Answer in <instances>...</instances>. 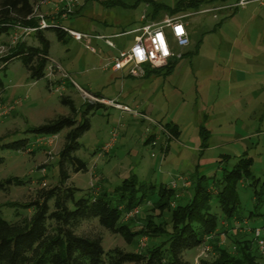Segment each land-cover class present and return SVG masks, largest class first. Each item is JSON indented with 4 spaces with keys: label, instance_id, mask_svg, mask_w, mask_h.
Wrapping results in <instances>:
<instances>
[{
    "label": "rangeland",
    "instance_id": "obj_1",
    "mask_svg": "<svg viewBox=\"0 0 264 264\" xmlns=\"http://www.w3.org/2000/svg\"><path fill=\"white\" fill-rule=\"evenodd\" d=\"M190 1L195 0H79V11L62 25L91 37H111L114 49L106 47L102 40L92 39L90 46L95 50L92 53L82 42L68 37L64 43L58 42L50 31L45 36L50 43L49 57L53 63L47 64L43 79L31 81L18 59H13L4 69L0 63V139L7 138L12 142L30 138L29 148L24 152L0 149V157L5 160L0 167V181L16 177L23 182L21 186L0 190V217L3 220L16 221V213L28 215L30 210L25 212L20 205L32 201L37 190L57 184L58 153L63 147L66 131L51 137L31 138L28 129L57 116H68L70 109L61 103L62 98L72 101L76 121L80 123L86 116L89 123V130L78 139L79 149L75 153L86 163L87 172L69 173L68 185L97 194L103 190L111 191L122 180L134 175L143 183L167 186L176 176L189 178L196 165L200 175L220 179L222 169L229 170L238 156L246 152L252 159L251 172L258 184L251 186V182L245 185L243 182L238 186L237 194L241 213L247 216L254 211L253 188L262 191L264 199V100L255 101L250 93L239 96V80H242L240 67L250 68L254 62V59L243 58L244 55H253L252 49L257 47L254 37L247 41L242 34L251 30V23L247 26L245 22L250 19L248 13L256 7L255 4L189 17L190 45L182 49L187 53L181 59L173 60V68L166 75L160 74L145 81L130 76L121 78L108 70L103 71V65L116 50L127 48L134 41L136 34L129 32L147 21L170 17L168 12L178 4ZM215 1L218 2L200 4L198 9L205 11L227 5ZM17 36L13 33L0 37V58L7 54V47L17 41L33 43V35L19 36L14 40ZM49 68L53 69V76L60 79L62 86H51L52 83L48 82ZM256 72L264 75V70L243 75L249 79ZM85 94L113 99L121 107L115 109L107 105L86 111V103L96 102ZM167 122L178 126L181 134L177 141H173L174 137L163 127ZM200 126L206 130L208 138L199 157ZM160 127L167 136L160 132ZM256 132L261 135L256 136ZM110 133L116 138L109 150H103ZM150 135L153 140L148 139L149 145L144 144ZM239 137L244 139L239 140ZM152 142H155L154 146H151ZM167 147L165 156L163 150ZM223 156L230 158L227 165L220 163ZM177 189L179 197L175 200L181 199L184 204L189 194ZM155 199L151 196L149 202ZM214 205L212 201V208ZM150 207L148 203L146 207L134 208L137 214L129 217L130 212L125 213L122 221L128 223L134 217L143 218ZM256 212L262 214V206ZM167 217L164 214L162 218ZM245 220L248 223L245 226L235 222L239 236L251 235L248 228H262L261 219L249 222L244 217L240 223ZM138 223H131L132 229L137 228ZM219 223L222 228H217L214 234L219 233L218 243L222 241L218 246H225L228 245L225 237L231 232L222 219ZM78 232L98 235L104 251L117 247L125 252L138 253L143 252L148 244L144 237L129 244L122 236L102 228L96 220L83 222ZM200 251L201 247L187 252L184 258L198 264V259L212 256L201 258ZM256 262L264 264V255L257 254Z\"/></svg>",
    "mask_w": 264,
    "mask_h": 264
},
{
    "label": "trees",
    "instance_id": "obj_2",
    "mask_svg": "<svg viewBox=\"0 0 264 264\" xmlns=\"http://www.w3.org/2000/svg\"><path fill=\"white\" fill-rule=\"evenodd\" d=\"M33 2L0 0V37L10 36L16 28L36 26V20L31 17ZM202 3L203 0L180 3L168 15L188 9L196 12ZM45 31H53L57 41L65 42L66 35L58 30L37 31L32 36L37 46L17 41L7 47V54L0 58L2 69L11 60L18 59L31 81L43 79L49 50ZM61 103L70 109L68 116H57L28 129L31 138L51 137L66 131L63 147L58 153L57 184L37 190L32 201L20 205L25 212L30 210L28 215L16 213L18 219L14 222H6L0 217V264H192L184 258V254L200 248L204 238L210 234L214 238L209 242L212 249L207 256H212L200 259L198 264H257L259 253L253 237L246 233L239 236L235 226V222L240 225L245 217L249 222L261 219L264 229V216L256 212L264 202L262 191L252 190L254 211L247 216L240 211L238 186L243 182H251V186L258 184L251 173L250 158L242 156L229 170L222 169L220 179L200 175L196 168L189 175L190 186L177 189L189 194L184 204L181 199L175 200V189L143 183L134 175L122 180L111 191L103 190L97 194L82 191L68 185L67 181L69 173L87 172L86 163L75 153L79 149L78 139L89 130V123L86 116L80 123L75 120V109L70 99L62 98ZM85 105L86 111L104 107L101 103ZM163 127L174 138L178 136L176 126L166 123ZM200 138V149L204 150L207 132L202 127ZM29 141L30 138L12 142L7 138L0 139V149L24 152L29 148ZM225 158L228 160V157ZM4 163V158L0 157V167ZM21 185L23 182L20 179L9 177L0 181V190ZM211 188L215 193H211ZM151 196L156 197L153 202H149ZM172 202L174 207L170 206ZM148 203L151 207L143 218L134 217L128 223L122 221L125 213L137 207H146ZM164 214L168 215L166 219L162 218ZM220 219L231 232L225 237L228 241L225 246H218L219 233L214 234L217 228H222ZM90 220H96L102 228L122 236L129 244L142 237L147 239L148 244L143 252L138 253L125 252L117 247L104 251L98 235L78 232L80 225ZM134 221L139 223L137 228L132 229Z\"/></svg>",
    "mask_w": 264,
    "mask_h": 264
},
{
    "label": "built area",
    "instance_id": "obj_3",
    "mask_svg": "<svg viewBox=\"0 0 264 264\" xmlns=\"http://www.w3.org/2000/svg\"><path fill=\"white\" fill-rule=\"evenodd\" d=\"M264 0H236L231 5L223 7H216L213 9L202 10L194 13H185L177 17L164 19L161 22H145L141 27L133 30L136 34L133 43L126 49L119 50L114 56L108 60V66L111 71L118 73H125L130 77L140 78L145 75V67L150 69H161L168 65L169 60H178L182 57V49L189 45V37L186 28L183 24V19L191 17L195 14L218 12L222 9H237L244 8L251 3L261 4ZM80 8L79 0H34L32 4V14L36 20V26L32 28H16L15 33L18 34L14 40H18L19 36L27 37L33 35L37 31H44L49 29H55L63 32L68 38L75 42L83 43L85 48L92 53H95L93 47L90 46L91 40H102L104 45L110 49H114V44L111 42V37L106 36H94L68 29L62 25V22L66 21L69 17L73 16ZM144 20V18L142 17ZM125 34V33H124ZM124 34H119L124 35ZM3 49V48H2ZM5 50V49H4ZM3 50V51H4ZM2 50H0V53ZM46 76L49 83H51L53 77V69H48ZM52 86V85H51ZM89 100L93 102L101 103L103 105H109L113 108L120 109V105H117L112 100H103L91 97L85 94ZM122 110H126V107H122ZM160 132L167 136L166 132L163 133V129L160 127ZM166 133V134H165ZM116 136L114 133H110L108 142L103 146V150H109ZM166 138V137H165ZM155 142L151 143L154 146ZM178 183L180 184L178 186ZM190 186L188 177L176 176L171 180L166 187L169 189H177V187H183L186 189ZM213 193L212 188L210 189ZM215 193V192H214ZM179 197V194L175 195V199ZM174 207V202L170 204ZM264 216V202L262 205ZM137 210H132L129 213V217L135 216ZM241 226L248 225L247 221H243ZM249 234L253 237L257 252L260 255H264V229L263 228H248ZM247 230V229H246ZM224 237V235H223ZM214 235L210 234L204 238V242L201 246L200 255L207 256L211 250L209 242L213 240ZM222 245V241L218 243ZM200 259H198L199 261Z\"/></svg>",
    "mask_w": 264,
    "mask_h": 264
},
{
    "label": "crops",
    "instance_id": "obj_4",
    "mask_svg": "<svg viewBox=\"0 0 264 264\" xmlns=\"http://www.w3.org/2000/svg\"><path fill=\"white\" fill-rule=\"evenodd\" d=\"M235 1L236 0H219V3H225V4H227V5H231V4H233V3H235ZM214 2H218V1H215V0H211V1H209V0H206L205 1V3H214ZM204 2L202 3V5L203 4H205ZM211 4V5H212ZM251 4H255V8L250 12V13H248V14H251L250 15V19H248L245 23H247V26H250V23H251V30H248V31H250V32H243V37H244V39H247V41H250V39L252 38V37H254V42H255V44H256V46L257 47H255L254 49H252L253 51H252V56L251 55H244V59H247V60H251V59H254V62H251V65H250V68H246V66H241L240 67V69H241V71H242V76H241V79L242 80H239V82L241 83L240 84V88H239V96L240 95H242L243 93H250L251 95H250V97L253 95L254 96V99H255V101L257 100V99H261V100H264V75L262 74L261 75V72H256V73H254V75H252V77L251 78H249V79H247V78H245V75H248V72H251V71H258V70H264V1L261 3V4H258V3H251ZM248 5H250V4H248ZM248 5H246V6H248ZM245 6V7H246ZM199 7H201L200 5H199ZM203 7V6H202ZM217 7V6H216ZM212 8H214V7H212ZM203 10V9H202ZM79 11V9L76 11V13ZM198 11H201V8H200V10L199 9H197V11L196 12H198ZM75 13V14H76ZM186 13H194V12H186ZM183 14H185V13H182V14H179V15H183ZM179 15H176V16H170V17H168V18H173V17H177V16H179ZM195 15H199V14H195ZM194 16V15H193ZM167 17H165L164 19H168ZM189 18V17H188ZM188 18H185V19H183V24H184V26H185V28H186V31H187V33H188V37H189V45H190V29H189V25H188V23H187V19ZM212 18L213 19H215L216 17H215V15H213L212 16ZM69 19V18H68ZM67 19V20H68ZM163 18H161V19H156V20H150V21H147V22H153V23H158V22H161V21H163L164 20ZM66 20V21H67ZM65 22V21H64ZM137 29V28H136ZM47 32H50V31H45L44 32V36L46 35V33ZM53 35H54V33H52ZM54 37H55V35H54ZM67 37V36H66ZM45 38H46V36H45ZM56 39V38H55ZM57 40V39H56ZM48 41V40H47ZM59 42V41H58ZM48 43H49V41H48ZM133 43V42H132ZM38 44H37V42H36V40L33 38V43L31 44V46H37ZM49 45H50V43H49ZM188 45V46H189ZM187 46V47H188ZM128 48V47H127ZM123 49H126V48H122V49H120V50H123ZM119 50H116V52L114 53V55L118 52ZM182 52V51H181ZM187 52L186 51H183L182 52V54L184 55V54H186ZM246 53H251V52H246ZM245 52H244V54H246ZM113 55V56H114ZM182 55V56H183ZM112 57V56H111ZM111 57H109L108 59H107V61H106V63L103 65V71H106V70H108L111 74H113V75H119V77H121V78H125V77H128V75H126L125 73H118V72H113V71H111V69H110V67L108 66V60L111 58ZM182 58V57H181ZM47 60H48V63L49 62H52L53 63V60L49 57V50H48V57H47ZM174 59H171V60H169V62H168V65L166 66V67H164V68H161V69H150L149 67H145V75L143 76V77H140V78H135V77H131L132 79H144L145 81L146 80H149L151 77H153V76H158V75H160V74H164V75H166V74H168V73H170V71L172 70V64H173V61ZM12 61V60H11ZM10 61V62H11ZM10 62H8V64L10 63ZM248 69V71H246ZM154 70V71H153ZM153 71V72H152ZM243 74H245V75H243ZM49 82V81H48ZM51 85L53 86V84H56V86L57 87H60V86H62L63 84H62V82L60 81V79H58V77L57 76H53L52 77V80H51ZM78 88V87H77ZM79 89H81V88H79ZM82 90V89H81ZM82 91H84V90H82ZM87 93V92H86ZM88 94V93H87ZM103 100H108V99H105V98H102ZM83 100V99H82ZM110 100H113V99H110ZM109 100V101H110ZM116 101V100H115ZM119 103V102H118ZM119 104H121V103H119ZM121 105H124V106H126V107H128L126 104H121ZM104 106H106V105H104ZM262 106H264V104H262ZM106 107H108V106H106ZM129 108V107H128ZM167 123H169V124H171V125H174V126H176L177 127V129H178V126L176 125V124H174L173 122H167ZM200 128H201V126L199 127V136H200ZM206 131V130H205ZM178 136H176L174 139H173V141H177L178 139H179V137H180V134H181V132H180V130L178 129ZM256 134V136H259V135H261V133L260 132H256L255 133ZM153 135V134H152ZM152 135H150V136H148V138H146L145 139V142H144V144H146V145H149V143L147 144V140L149 139L150 141H152L153 140V136ZM152 137V138H151ZM151 138V139H150ZM207 138H208V136H207ZM239 140H243L244 139V137H239L238 138ZM200 140H201V138H200ZM207 141V140H206ZM201 144V143H200ZM162 148L163 147H161V150H162ZM199 149H200V146H199ZM166 151V153H165V156L167 155V151H168V147H167V150H163V152H165ZM203 150H200V155H199V157L201 156V152H202ZM162 153V152H161ZM242 156H246V157H248L247 156V154H246V152H244L241 156H238V158H237V161H238V159H240ZM225 157H228V160H224V159H226ZM248 158H250V157H248ZM229 156H223V157H221V162L220 163H224V165H227L228 163H229ZM251 159V158H250ZM252 160V159H251ZM236 161V162H237ZM252 165H253V162H252ZM198 169V165H196V167H195V169ZM195 169H194V171H195ZM224 169V168H223ZM251 170H252V167H251ZM197 172H198V170H197ZM252 173V172H251ZM253 176V175H252ZM254 178V177H253ZM256 180V179H255ZM247 182H245L244 183V185L246 184ZM241 185H243V183H241Z\"/></svg>",
    "mask_w": 264,
    "mask_h": 264
}]
</instances>
